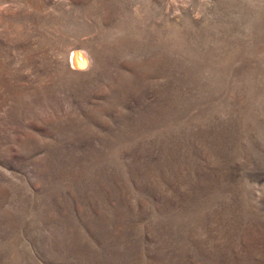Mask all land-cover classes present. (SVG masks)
Masks as SVG:
<instances>
[{
  "label": "rangeland",
  "instance_id": "1",
  "mask_svg": "<svg viewBox=\"0 0 264 264\" xmlns=\"http://www.w3.org/2000/svg\"><path fill=\"white\" fill-rule=\"evenodd\" d=\"M0 264H264V0H0Z\"/></svg>",
  "mask_w": 264,
  "mask_h": 264
},
{
  "label": "bare ground",
  "instance_id": "2",
  "mask_svg": "<svg viewBox=\"0 0 264 264\" xmlns=\"http://www.w3.org/2000/svg\"><path fill=\"white\" fill-rule=\"evenodd\" d=\"M70 59H71V66L74 70L79 71V70H83L84 67H86L87 60L82 55V53L76 51L72 53V56Z\"/></svg>",
  "mask_w": 264,
  "mask_h": 264
}]
</instances>
